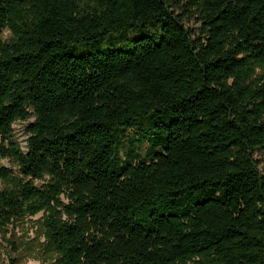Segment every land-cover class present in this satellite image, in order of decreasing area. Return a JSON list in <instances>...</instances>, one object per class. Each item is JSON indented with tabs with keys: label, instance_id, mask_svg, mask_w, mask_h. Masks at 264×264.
I'll return each mask as SVG.
<instances>
[{
	"label": "trees",
	"instance_id": "trees-1",
	"mask_svg": "<svg viewBox=\"0 0 264 264\" xmlns=\"http://www.w3.org/2000/svg\"><path fill=\"white\" fill-rule=\"evenodd\" d=\"M263 67L264 0H0V231L44 212L56 264H264Z\"/></svg>",
	"mask_w": 264,
	"mask_h": 264
},
{
	"label": "rangeland",
	"instance_id": "rangeland-1",
	"mask_svg": "<svg viewBox=\"0 0 264 264\" xmlns=\"http://www.w3.org/2000/svg\"><path fill=\"white\" fill-rule=\"evenodd\" d=\"M189 26L197 29L198 24L191 22ZM152 32L155 31L149 26L141 31L129 32L125 35L112 33L107 35L100 44L79 43L70 52L74 56H84L111 49L127 50L132 48L134 39L142 36H152L155 41H158L160 36H155ZM9 37V32L4 31L2 39L7 40ZM261 71H264V67ZM25 125L26 123L22 121L13 125L14 136L23 150L26 148L27 139ZM131 135L135 136L133 132ZM12 165L9 159L0 157V167L11 168ZM44 218L45 214L41 211L34 216H25L9 225L6 230L0 231V264L7 263L9 256L16 258V264H56V254L44 234Z\"/></svg>",
	"mask_w": 264,
	"mask_h": 264
}]
</instances>
